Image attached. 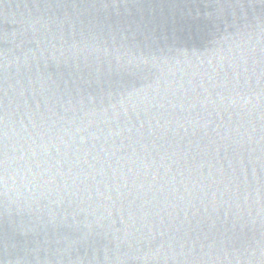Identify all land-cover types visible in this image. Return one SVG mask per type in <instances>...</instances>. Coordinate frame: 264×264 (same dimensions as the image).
Masks as SVG:
<instances>
[{
  "label": "clouds",
  "instance_id": "clouds-1",
  "mask_svg": "<svg viewBox=\"0 0 264 264\" xmlns=\"http://www.w3.org/2000/svg\"><path fill=\"white\" fill-rule=\"evenodd\" d=\"M20 17L23 33L31 31L38 47L23 59L0 62L2 69L15 63L30 73L27 85L20 79L0 81V206L34 214L39 223L44 213L40 202L47 199V223L55 225L51 205L67 201L73 220L85 217V240L100 232L115 241L112 257L105 250V264L128 259L138 264H264V181L257 175V165L264 168V87L253 90L254 81L264 80V62L257 59L264 27L255 37L242 35L219 45L193 65L102 50L83 33L76 38L68 13L59 23L34 18L31 11ZM50 61L77 91L98 87L108 106L88 108L82 98L71 117L58 120L45 119L38 103L33 111L26 93L48 99L60 86L41 71V64ZM130 69L158 74L145 75L139 87L113 82L114 75ZM197 84L205 94L202 101L189 96ZM197 103L218 118L211 133L212 120L191 117ZM181 128L193 134L204 130L207 142L195 146L199 162L189 163L188 153L176 150L154 158L158 146L153 141L149 147L145 132L166 139ZM125 141L130 152H123ZM53 151L59 157L55 164L50 162ZM67 219L64 214L61 222ZM194 227L209 241L198 255L188 246ZM246 230L259 235L250 243ZM158 237L159 245L151 247ZM122 244L128 248L123 255Z\"/></svg>",
  "mask_w": 264,
  "mask_h": 264
},
{
  "label": "water",
  "instance_id": "water-1",
  "mask_svg": "<svg viewBox=\"0 0 264 264\" xmlns=\"http://www.w3.org/2000/svg\"><path fill=\"white\" fill-rule=\"evenodd\" d=\"M29 11L34 18L43 16L55 23L63 20L65 13H68L75 21L76 38L79 40L83 33L85 39L102 50L107 49L112 53L120 50L149 61H188L193 65L206 60L219 45L239 40L242 35L251 34L255 37L260 28L264 27V0H0V62L5 58L9 62L16 57L23 59L26 52L38 47L31 31L25 35L19 22L20 13L27 15ZM77 11L80 13L78 18L75 16ZM64 27L66 32L69 31L67 24ZM261 49H264V42L257 45V59L264 62V51ZM41 71L57 80L60 85L53 89L54 94H47L48 99L41 96L33 99L30 92L26 93L33 111L37 110L38 103V111L43 113L45 119L49 116L56 120L64 116L71 117V108L79 109L82 98L88 108L103 109L108 106L107 100L101 102L98 87L93 85L77 91L76 85L66 73L64 79L60 78L63 69H58L51 61L47 65L41 64ZM157 74L154 69L151 72L130 69L114 75L113 82L139 87L145 83V75L154 78ZM29 75L28 69L20 66L18 70L15 63H9L7 69L0 68V81L6 80L12 84L20 79L27 85ZM3 86L6 88L7 83ZM260 87H264V80L259 85L253 82L254 91H259ZM9 95L11 96V92ZM204 95L198 84L196 92L189 91V96L198 101H202ZM65 108L70 110L66 113ZM198 116L213 121L208 129L211 133L218 122L215 114L208 116L200 103H197L191 117ZM224 119H227V114ZM257 123L259 125V121ZM145 136V142L150 148L153 141L158 146L152 151L154 158L159 159V155L165 150H176L188 153V161L193 164L201 159L195 151L197 142H207L204 130L193 134L191 129L186 132L184 128L175 137L170 134L166 139L148 136L147 132ZM113 139L117 144L120 143L119 137ZM99 147L98 142L97 148ZM130 151L125 141L123 152ZM57 159L59 157L53 151L50 162L55 164ZM180 166H183V162ZM176 168L177 165H172L173 171ZM257 175L264 181V168L259 165ZM48 206L49 200L40 202L44 213L39 223L34 214L18 212L14 207L4 209L0 206V264H105L106 249L109 257L113 256L112 250L116 243L110 234L105 236L94 232L85 240V217L81 214L73 220L72 207L67 201L59 206L51 205L58 218L55 225L49 224ZM64 214L68 215L67 222H61ZM116 227H121L119 221ZM246 231L250 243L253 236L259 235L258 232ZM188 239L191 241L188 246H194L196 255L200 252L201 244L209 242L204 238L203 230L195 227ZM160 242L158 237L151 247H157ZM127 251V245L122 244L121 254ZM126 264L138 262L128 259Z\"/></svg>",
  "mask_w": 264,
  "mask_h": 264
}]
</instances>
